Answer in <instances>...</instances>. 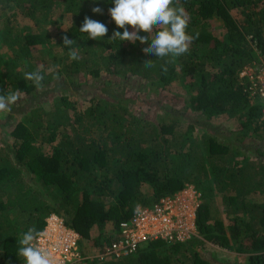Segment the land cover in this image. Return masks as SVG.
Returning a JSON list of instances; mask_svg holds the SVG:
<instances>
[{"label":"trees","instance_id":"1","mask_svg":"<svg viewBox=\"0 0 264 264\" xmlns=\"http://www.w3.org/2000/svg\"><path fill=\"white\" fill-rule=\"evenodd\" d=\"M181 4L190 16L189 34L199 38L164 73L165 60L143 51L150 39L147 46L109 41L123 31L109 15L114 0H0V44L8 51L0 53V89L38 96L20 110L24 122H11L10 115L0 121V264H24L19 240L30 227L41 231L52 215L102 251L117 240L119 225L137 205L149 208L187 185L200 195L197 236L153 241L106 264H217L201 255L207 245L247 255L246 264H264V201L250 202L264 197V121L238 77L256 59V49L264 54V0ZM85 17L107 26L102 40L79 32ZM210 21L221 25L223 39ZM65 36L76 40L78 61L69 58ZM51 45L61 57L51 61L54 69L43 82L44 93L55 99L45 110L46 95L24 74L39 68L34 48ZM149 60H156L155 67L144 66ZM176 79L184 90L176 96L182 98L178 109L160 98ZM69 83L87 105L79 108L63 92ZM126 85L146 87L145 113L134 112L133 100L115 91ZM222 115L236 122L235 129L211 125ZM217 197L225 219L215 207Z\"/></svg>","mask_w":264,"mask_h":264},{"label":"built area","instance_id":"2","mask_svg":"<svg viewBox=\"0 0 264 264\" xmlns=\"http://www.w3.org/2000/svg\"><path fill=\"white\" fill-rule=\"evenodd\" d=\"M238 77L250 103L259 106L264 121V54L257 52L256 59L246 65ZM200 202L194 187L187 185L149 208L135 209L131 218L119 225L117 240L102 251L92 248L85 253L81 237L54 215L45 220L43 236L36 243L52 253L56 264L118 262L134 256L153 241L188 242L197 236L195 211Z\"/></svg>","mask_w":264,"mask_h":264},{"label":"clouds","instance_id":"3","mask_svg":"<svg viewBox=\"0 0 264 264\" xmlns=\"http://www.w3.org/2000/svg\"><path fill=\"white\" fill-rule=\"evenodd\" d=\"M92 11L102 14V9L99 7H94ZM109 15L117 28L123 30L113 32L109 41L118 39L121 43L135 44L139 41L145 44L150 39L151 43L143 51L154 55L157 59L165 60V64L162 65L164 73L168 71L167 64L174 63L176 59L187 54L194 40L199 38V33L191 35L188 32L190 16L181 4V0H114ZM129 27L132 29L131 32ZM79 32L87 34L88 40L100 41L107 35L108 29L100 21L85 17ZM63 46L69 49L68 55L71 60L80 59L76 40H70L65 36ZM155 61H146L144 66L153 68ZM24 79L31 81L37 90L44 87L45 76L39 68L26 72ZM20 97L19 90L0 91V115L11 112L12 106ZM139 209L140 206L137 205L136 210ZM42 236L43 232L35 227H30L23 233L19 240L18 255L23 257L24 264H56L52 253L36 243Z\"/></svg>","mask_w":264,"mask_h":264},{"label":"rangeland","instance_id":"4","mask_svg":"<svg viewBox=\"0 0 264 264\" xmlns=\"http://www.w3.org/2000/svg\"><path fill=\"white\" fill-rule=\"evenodd\" d=\"M232 14L234 15L235 18L241 19V16L236 14L235 12H232ZM4 21V16L0 14V27L2 22ZM65 21V17L62 16L60 18V22H64ZM208 25L211 27V29L213 30L214 34L216 35L217 38L219 39H223L224 37V31L221 27V25L217 22V21H210L208 22ZM53 27L51 26L49 28V33L52 32ZM129 31L131 32L132 29L129 27ZM52 34V33H51ZM140 35H145V33H140ZM151 35V34H148ZM149 42V41H148ZM148 42H146L145 44H143V46H147ZM52 48H44V49H40V48H34L33 52L39 57L38 60L36 61L37 66L43 70V68L45 69L44 72L42 74H44V76L46 77L47 74L51 73V71H49V69H53L51 66V61L55 58L61 57L60 51L58 50V47L55 45H51ZM258 49H256V53L259 52L257 51ZM7 49L4 48V46H2L0 44V53L2 55H7ZM49 66V68H45ZM59 81H61L60 79H57ZM56 80H54L53 82H51L48 86L49 89H52L53 86L56 84L55 83ZM75 82V81H74ZM77 84V82H75ZM68 86L65 87V89L63 90L64 93L69 94L73 99H75V103H77V106L79 108H81L84 105H87V103H82L81 102V98H85L83 92L78 89L77 87H75L74 85H72L71 83L67 84ZM118 89H115V91L117 93H120L121 91L123 92V94H125L127 97H130L133 102H131V108L134 110V112L137 113H145L146 108L141 104L142 101L144 99L147 98V95L150 94L147 92V89L145 86H141V87H137L135 88V86L133 87H129L128 85L126 86H122V87H117ZM123 89V90H122ZM3 92H6L5 90H1ZM44 89L39 92H42V96L46 95L44 93ZM167 91L169 93H165L162 97H160L162 100H166L167 98L171 99V102L169 104V106L171 105V107H174V109H178V107H180L179 105H182V98H176V96H180L182 97V95L184 94V90L182 88L181 82L179 81V79L174 80L171 85L168 87ZM100 95V94H98ZM54 94L51 96L50 94L46 95L45 97L47 98V102L45 104L42 105L43 109L47 110L50 105L55 102L54 99ZM34 97L38 96L35 94L32 97H27L24 96L23 94H21L20 99L17 101V103L15 105L12 106L11 108V114L10 112L4 115H0V121L3 119H5L4 117H8V115L12 116L13 118H11V122L13 121H23V119L21 118L22 115V111L20 110H24V108L26 107L28 101L30 99H34ZM58 107H59V103H58ZM15 109V111L13 110ZM27 125V124H26ZM212 126H217L219 127L218 130H224V129H230L233 130L235 129V125L236 122L234 120H230L228 119L226 116L222 115L218 118H215L212 120L211 122ZM1 128H4L2 125L0 126ZM260 133H262L264 135L263 130L260 131ZM202 133L200 131H195L194 132V136H196L197 138H201ZM143 192L146 193L147 190L146 188L143 189ZM264 201V197L263 196H257V197H253L251 198L250 202L253 203H262ZM215 207L218 210V212H220V216L222 219H225V217L222 215L221 209H220V205L218 202V197L215 200ZM225 224L228 225L229 221H225ZM242 227V226H241ZM110 228H106V232H109ZM81 248L84 250L85 253H87L88 250H92V248L90 247L89 243L85 242L82 240L81 242ZM201 255L203 257H207L210 259H213L214 261H216L215 263L217 264H246L247 261V255L244 254H237L235 253L234 249L231 251H227L224 249H220L218 247H214L211 245H207L205 246L202 250H201Z\"/></svg>","mask_w":264,"mask_h":264},{"label":"crops","instance_id":"5","mask_svg":"<svg viewBox=\"0 0 264 264\" xmlns=\"http://www.w3.org/2000/svg\"><path fill=\"white\" fill-rule=\"evenodd\" d=\"M261 117V116H260Z\"/></svg>","mask_w":264,"mask_h":264}]
</instances>
